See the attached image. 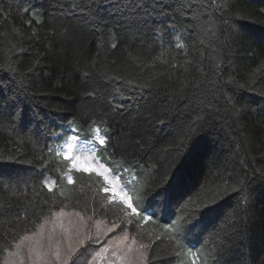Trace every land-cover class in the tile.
I'll return each instance as SVG.
<instances>
[{
  "label": "trees",
  "instance_id": "16d2710c",
  "mask_svg": "<svg viewBox=\"0 0 264 264\" xmlns=\"http://www.w3.org/2000/svg\"><path fill=\"white\" fill-rule=\"evenodd\" d=\"M101 127L133 207L55 149ZM60 208L143 264H264V0H0V264Z\"/></svg>",
  "mask_w": 264,
  "mask_h": 264
},
{
  "label": "rangeland",
  "instance_id": "374dc122",
  "mask_svg": "<svg viewBox=\"0 0 264 264\" xmlns=\"http://www.w3.org/2000/svg\"><path fill=\"white\" fill-rule=\"evenodd\" d=\"M59 152L70 158L72 168L100 171L112 198L130 202L127 188L98 161L92 142L85 143L72 135ZM47 183L51 185V179ZM121 225L120 216L91 217L78 210L60 209L28 233L1 264H142L145 245ZM97 252L102 255L98 257Z\"/></svg>",
  "mask_w": 264,
  "mask_h": 264
},
{
  "label": "snow or ice",
  "instance_id": "6c2138e0",
  "mask_svg": "<svg viewBox=\"0 0 264 264\" xmlns=\"http://www.w3.org/2000/svg\"><path fill=\"white\" fill-rule=\"evenodd\" d=\"M104 142L103 141H101V144H103ZM168 227H170V225L168 226ZM103 251H107V249H103ZM98 257L99 256H101L102 255V252H97V254H96ZM59 256V253H57V257Z\"/></svg>",
  "mask_w": 264,
  "mask_h": 264
}]
</instances>
